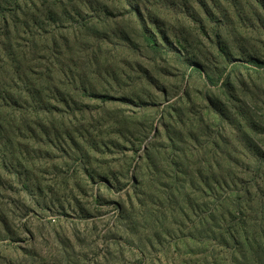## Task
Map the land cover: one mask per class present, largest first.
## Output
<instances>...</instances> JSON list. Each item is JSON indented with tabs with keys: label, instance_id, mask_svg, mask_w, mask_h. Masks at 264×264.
Returning a JSON list of instances; mask_svg holds the SVG:
<instances>
[{
	"label": "rangeland",
	"instance_id": "1",
	"mask_svg": "<svg viewBox=\"0 0 264 264\" xmlns=\"http://www.w3.org/2000/svg\"><path fill=\"white\" fill-rule=\"evenodd\" d=\"M197 3L0 0V40L26 61L10 87L22 109H0L14 114L11 152L0 148V264L222 257L203 259L212 243L189 206L215 207L216 162L229 173L236 156L215 109L235 118L247 104L264 126L263 13L224 23Z\"/></svg>",
	"mask_w": 264,
	"mask_h": 264
},
{
	"label": "trees",
	"instance_id": "2",
	"mask_svg": "<svg viewBox=\"0 0 264 264\" xmlns=\"http://www.w3.org/2000/svg\"><path fill=\"white\" fill-rule=\"evenodd\" d=\"M197 4L209 16L213 14L210 8L216 9L224 23H228L227 19L234 18L242 24L246 12L260 10L263 15H258L261 16L264 29V0H198ZM217 35L221 38V33ZM5 42L0 40V109L17 106L21 110L23 106H18L17 101L10 96V87L12 78L25 83V55L21 51L12 50L8 36ZM148 43L155 45L154 40H149ZM214 45L219 54L225 55L220 40ZM248 61L255 65L262 63L255 57H249ZM221 85L231 87L229 77ZM238 107L233 106L235 118L225 116L223 111L215 109L219 118L226 121L234 131L236 141V156L227 160L229 173L225 171V158L216 162L215 188L209 186L206 195L215 201V207L210 208L209 201H206L204 210L196 214L195 205L189 206L190 211L197 216V220H191V227L195 229L196 224L201 226L204 236L212 243L209 244L212 249L207 247L204 250L203 259L207 261L208 258H214L215 254L222 255L218 260L214 258L212 264H264V126L257 115L246 112L244 107L250 108L247 104ZM13 116V113L0 116V148L3 152H11L8 151L10 142L5 123L9 127ZM11 133L15 135L12 130ZM2 165L4 166L3 163ZM208 182L209 178L205 176L204 183L207 185ZM0 223L8 233L4 217L0 216ZM213 247H218L219 250L216 252Z\"/></svg>",
	"mask_w": 264,
	"mask_h": 264
}]
</instances>
